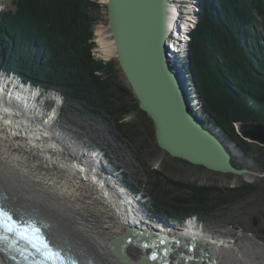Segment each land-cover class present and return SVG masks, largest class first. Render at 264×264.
<instances>
[{"label":"trees","instance_id":"trees-1","mask_svg":"<svg viewBox=\"0 0 264 264\" xmlns=\"http://www.w3.org/2000/svg\"><path fill=\"white\" fill-rule=\"evenodd\" d=\"M200 3L189 43L190 70L210 121L249 152L251 143L240 137L233 123L264 120V0ZM14 5V11L0 13V32L6 35L0 37V64L14 68L24 80L59 89L82 106V112L112 121L125 135L134 134V124L125 121L132 108L152 122L131 90L116 81L115 61L103 62L91 53L93 27L104 4L14 0ZM259 146L254 159L264 172V146ZM153 171L147 192L152 210L179 220L189 215L206 220L219 208L260 192L251 182L224 188L166 182Z\"/></svg>","mask_w":264,"mask_h":264},{"label":"bare ground","instance_id":"bare-ground-1","mask_svg":"<svg viewBox=\"0 0 264 264\" xmlns=\"http://www.w3.org/2000/svg\"><path fill=\"white\" fill-rule=\"evenodd\" d=\"M189 1L168 0L167 56L176 65L177 53L186 54L197 23L195 18H199L200 0L195 5L190 1L192 8L188 13L185 6ZM95 35L106 56L114 53L112 40L103 43L99 30ZM0 77L6 79L0 80V196L8 208L25 221L42 223L60 251L80 264H128L119 256L118 249L127 259L147 264H195L192 249L171 251L164 248V240L130 234V227L142 232L160 231L169 237L181 235L184 246L189 241L202 246L214 243L212 262L220 264L222 239H214L193 218L175 230L161 227V223L150 224L143 216L129 211V206L138 204V200L114 180L116 175L106 169L104 154L98 149L88 153L53 119L43 115L45 98L62 103L61 97L46 96L33 85L28 87L23 80H13L4 72H0ZM183 83L189 94L193 88L187 85L185 75ZM232 147L227 146L231 155ZM144 223L150 231L142 230ZM153 254L155 260L151 259ZM0 261L11 264L3 254Z\"/></svg>","mask_w":264,"mask_h":264},{"label":"rangeland","instance_id":"rangeland-1","mask_svg":"<svg viewBox=\"0 0 264 264\" xmlns=\"http://www.w3.org/2000/svg\"><path fill=\"white\" fill-rule=\"evenodd\" d=\"M98 1L102 5H105V0ZM190 1L185 6L188 13L192 8ZM0 2L4 7L12 6V0H0ZM193 2L195 5L196 0H193ZM199 5L201 7L200 2ZM195 11L196 7L194 8V13ZM195 20L198 22L197 18ZM196 25L193 27L194 29ZM96 30L100 31V38L103 43H108L112 40L108 27L106 8L101 9L99 20L93 27L92 32L95 46L92 48L91 53L95 58L101 59L103 62L115 61L114 76L117 79L116 81L118 83L121 82L131 90L122 70L118 66L115 49L113 50V55L106 56L97 42ZM262 36H264V33H262ZM0 37H6L4 31L0 32ZM189 43L190 41L188 40L186 54L185 51L184 54L177 53L179 63L177 65L173 64V66L180 68L176 70L181 71L183 76L185 75L187 85L189 83V87L193 88V90L188 91L191 107L198 112V117L222 139L225 145L228 147L233 145L232 149L230 148L232 162L239 167L249 169V172H253L255 175H247L250 173L233 175L216 172L200 165H194L185 160L171 157L157 145L153 123L148 122L146 119L144 120L143 116L133 108L130 114L126 116L125 121L134 124L132 127L134 134L133 136L130 134L125 135L116 128V125L112 121L97 116H90L82 112L83 107L74 101L67 100L59 89L34 83L31 80H24L14 68L5 67L6 65H2V63L0 64V72L2 74L4 72L7 77L11 76L13 80H17L18 78L23 80V83L28 85V87H30L29 85H33L34 88L41 90L46 96L55 94L61 97L62 103H57L51 98H45V100L47 99L45 102L46 112H43V115L53 119L57 125H60L64 133L71 136L83 148L85 147L84 149L88 153H92V150L98 149L104 154L107 164L106 169L111 174L116 175L114 180H118L121 186L125 187L131 194H134V199L138 200V204L134 203V206H129L131 213L134 214L136 212L135 214L143 216L144 221H148L150 224L161 223V227H172L175 230H179L177 226L181 227L193 218L192 220H195V224L206 233H209L214 239H222L223 247L218 252L220 263L264 264V175H262L264 172L259 169L254 159L258 144L250 142V151L247 152L235 140L227 135H223L222 127L210 121L211 119L206 114L197 91L193 72L190 70ZM6 68L9 69L7 70ZM2 78L0 77V80ZM2 81H6V79ZM257 121L264 120L258 119ZM100 166H104V164L101 163ZM152 169L160 172L161 179L166 182L171 180L220 188L237 187L243 182H251L257 184L260 192L259 194L249 195L219 208L214 212L212 217L206 220H200L199 217L191 215L179 220L178 218L168 217L152 210L153 204L147 193L153 182L152 176L156 174L154 171L152 172ZM167 187L171 194H175L173 188ZM144 221L142 220V222ZM142 228V230L147 229L146 231H150L145 223L142 224Z\"/></svg>","mask_w":264,"mask_h":264},{"label":"water","instance_id":"water-1","mask_svg":"<svg viewBox=\"0 0 264 264\" xmlns=\"http://www.w3.org/2000/svg\"><path fill=\"white\" fill-rule=\"evenodd\" d=\"M105 6L118 66L139 109L153 123L157 145L171 157L208 170L233 175L248 173L247 168L232 162L222 139L198 117V112L191 107L183 73L168 59V0H105ZM233 124L242 139L264 146V121H236ZM34 223L46 231L42 223L37 220ZM127 231L142 239L164 240V248L171 251L192 249L195 264H214V243L202 246L199 242L189 241L184 246L181 235L169 237L160 231L142 232L134 228ZM117 252L128 264H147L127 259L119 249ZM9 253L18 256L11 250ZM7 255L3 254L4 257ZM0 264L5 263L0 261Z\"/></svg>","mask_w":264,"mask_h":264},{"label":"snow or ice","instance_id":"snow-or-ice-1","mask_svg":"<svg viewBox=\"0 0 264 264\" xmlns=\"http://www.w3.org/2000/svg\"><path fill=\"white\" fill-rule=\"evenodd\" d=\"M10 236L33 248L41 257L40 264H76L74 259L65 257L52 245L34 222L14 218L10 210L0 205V254L7 255L10 250H16L15 242L10 240ZM10 259L14 260L15 257ZM151 259H156L155 254Z\"/></svg>","mask_w":264,"mask_h":264}]
</instances>
